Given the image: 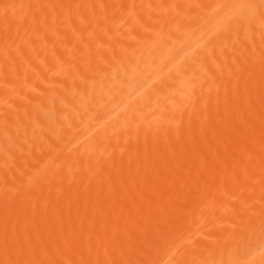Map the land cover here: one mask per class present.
<instances>
[{"label": "bare ground", "instance_id": "bare-ground-1", "mask_svg": "<svg viewBox=\"0 0 264 264\" xmlns=\"http://www.w3.org/2000/svg\"><path fill=\"white\" fill-rule=\"evenodd\" d=\"M0 264H264V0H0Z\"/></svg>", "mask_w": 264, "mask_h": 264}]
</instances>
